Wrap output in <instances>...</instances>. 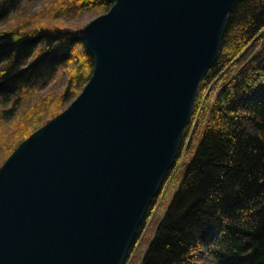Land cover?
<instances>
[{
	"label": "water",
	"instance_id": "obj_1",
	"mask_svg": "<svg viewBox=\"0 0 264 264\" xmlns=\"http://www.w3.org/2000/svg\"><path fill=\"white\" fill-rule=\"evenodd\" d=\"M238 0H113L81 93L0 167V264H124Z\"/></svg>",
	"mask_w": 264,
	"mask_h": 264
},
{
	"label": "trees",
	"instance_id": "obj_2",
	"mask_svg": "<svg viewBox=\"0 0 264 264\" xmlns=\"http://www.w3.org/2000/svg\"><path fill=\"white\" fill-rule=\"evenodd\" d=\"M35 2L0 0V167L65 110L91 76L81 29L64 22L104 14L113 4L51 0L32 11ZM263 30L264 0H238L183 133V177L139 264H264ZM56 78L64 79V89L40 93ZM177 172L152 201L135 246Z\"/></svg>",
	"mask_w": 264,
	"mask_h": 264
},
{
	"label": "rangeland",
	"instance_id": "obj_3",
	"mask_svg": "<svg viewBox=\"0 0 264 264\" xmlns=\"http://www.w3.org/2000/svg\"><path fill=\"white\" fill-rule=\"evenodd\" d=\"M49 1H51V0H36L35 4L31 8V10L34 11V10L40 9L45 4H48ZM100 15H103V14L102 13H98V14L81 15L79 17H76V18H73L71 20H68V21L64 22V24H65V26L67 28H77V29H81L82 30L84 26H86L89 22H91L92 20H94L95 18H97ZM4 28H5V26H0V29H4ZM64 87H65L64 79L59 81L56 78L45 90L41 91L40 93H56V92H59L62 89H64ZM77 96H74L70 100L69 105ZM194 151L195 150L192 149L186 155V158L184 160V165L185 166H187L189 164V162L191 161V159L193 158ZM184 171H185L184 169H180V171H178L177 175L175 176L174 182H179L181 180V178L183 177ZM172 191H173V187H170L167 190V192L165 193V195L163 196L162 202H161V204L158 207L157 213L155 215H153L152 218H150L149 220L146 221V224H145L146 225V230H145V232L140 237L139 243L136 246L133 243L132 248L134 246L135 247L133 248V250L131 252V255L125 260L124 264H139V261L143 257V254H144L148 244L150 243V241H151V239H152V237L154 235V232H155V229H156V227H157V225L159 223V220L163 216V213H164V211L166 209V205H167V203H168V201L170 199ZM144 222H145V220H144ZM136 240L137 239H135L134 242Z\"/></svg>",
	"mask_w": 264,
	"mask_h": 264
},
{
	"label": "bare ground",
	"instance_id": "obj_4",
	"mask_svg": "<svg viewBox=\"0 0 264 264\" xmlns=\"http://www.w3.org/2000/svg\"><path fill=\"white\" fill-rule=\"evenodd\" d=\"M93 69V68H92ZM210 88L212 87H214V86H209ZM199 88H200V86H199ZM198 92H199V90H198ZM205 94H207V91H205ZM197 95H198V93H197ZM196 100H197V96H196V99H195V102H196ZM56 117V116H55ZM192 117V116H191ZM191 121V120H190ZM41 128V127H40ZM38 130V129H37ZM36 130V131H37ZM34 133V132H33ZM28 138V137H27ZM180 155H182L181 153H179ZM178 156V158H177V160L175 161V164H174V166L171 168V170L168 172V174L166 175V177H165V180H164V182H163V186H164V184L166 183V181H167V179L169 178H171L172 179V177H173V175H174V173L175 172H177V170L178 171H180V169H184V166H183V164H182V158H181V156ZM178 173V172H177ZM177 175V174H176ZM170 187H173V190H175L176 188H177V183L176 182H173V184L170 186Z\"/></svg>",
	"mask_w": 264,
	"mask_h": 264
}]
</instances>
